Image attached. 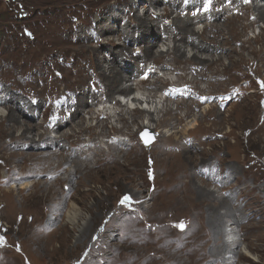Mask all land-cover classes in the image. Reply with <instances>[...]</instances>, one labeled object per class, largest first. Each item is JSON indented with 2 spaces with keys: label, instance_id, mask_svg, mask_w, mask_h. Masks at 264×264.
I'll return each instance as SVG.
<instances>
[{
  "label": "rangeland",
  "instance_id": "obj_1",
  "mask_svg": "<svg viewBox=\"0 0 264 264\" xmlns=\"http://www.w3.org/2000/svg\"><path fill=\"white\" fill-rule=\"evenodd\" d=\"M146 1L134 0V5L139 9V16L145 14L142 6H146ZM164 3L165 0L161 7H150V18L166 14L167 7ZM120 4L127 5L129 7L127 10L132 8L126 0H0V81L6 82L7 86L3 87L11 93L13 92L11 88L16 87L18 89L16 93L28 104L32 103L26 94L27 92L31 96L33 94L29 87H33L38 93L43 108L41 106V111L36 110L37 118L28 116L33 114L27 111L28 115H23L21 119L24 125L32 123L38 126L39 131L31 136L36 141L39 139L37 135L43 132L41 127L44 128L45 119L42 120V115L46 110L44 102L48 94H55L57 99L69 91L79 96L83 91L91 90L89 82L93 78L91 75H97V69L93 56L83 52L81 48L86 46L84 49L87 51L89 49L87 47L90 46L101 47L104 38L98 37L97 41H92L91 38L88 40L85 36L88 26L93 27V24L99 27L100 24L96 21L101 18L102 11L114 10L115 16L122 18ZM257 5L254 2L252 5L248 4L246 12ZM227 9L228 14L226 13L225 17L229 18L228 16L231 17L239 7L235 10ZM145 15L148 16L147 13ZM176 16L175 13L170 18L161 19V22H158L161 23L159 27L165 25L170 27ZM253 17L259 16L251 15L250 12L246 18H238L246 26L254 25ZM131 21L133 22L132 16ZM257 21L258 24L254 25V28L247 29L244 37L238 34L220 37L218 41L221 45L226 43L225 50L228 54L225 51L205 52L222 56V63L219 61L211 67L205 66L207 75L212 72L214 74L210 78L206 77L205 81L196 82L201 90L200 95L202 93L217 95L228 91V83L248 85V82L241 83L242 78L246 77L253 84V91H250L246 100L231 103L225 112L213 107L204 120L202 112L210 106L202 111L193 107L192 115L198 113V118H195L186 117L185 107L180 105L177 110L175 105L177 117L183 116L187 121L188 126L185 127L187 134H183L185 122L168 127V130L166 128L160 130L167 137L179 134L175 143H164L162 150L165 154L173 153L178 157L175 166L181 171L170 170L169 163L160 160L161 156L158 154L160 131L139 130L133 122L131 109L136 110L138 106L141 109L149 107L147 104L142 106L132 104V100L123 102L124 104L129 102L128 107L131 108L130 111H125L127 123L124 125L113 119L106 129L112 132V137H117L118 140L130 145L128 148L117 147L115 151L116 153L123 151L129 155L130 170L127 173L103 167L100 171H93L90 178L79 174L78 181L75 182L71 177L75 172L73 160L69 159L67 171L60 174V182H56L58 175L52 174L51 171L38 172L36 176L26 177L22 170L23 160L12 164L2 158L5 154L15 152L19 157L23 153L22 149L18 148L21 145L18 147L11 145L12 139L1 141L0 264H264V86H262L264 65L244 48V41L260 36L264 31V21L258 18ZM127 22L122 23L123 30ZM224 22V19L220 21L221 24ZM201 26H205V23H200V27L195 29L201 31ZM210 28L212 29L209 31L211 33L208 36L209 42L216 32L213 26ZM239 28V32L243 31L242 26ZM83 30L85 32H82ZM156 31L158 32L157 29ZM118 34L109 37L115 38L119 43L125 42L124 38L119 41ZM141 36V32L135 34L136 39ZM167 39L168 35H162V43L156 44L153 48L156 54L167 51L170 45L172 49L174 43ZM189 39L192 41V38ZM154 40L156 39H150L151 42H155ZM192 47L183 48L187 51V58L190 53H195L191 51ZM262 48L264 45H255L258 51ZM132 49L135 54L142 50L140 46H134ZM232 49L236 54L232 53ZM104 52L102 50V54L106 55L109 61H115L117 58ZM124 53L130 55L129 52ZM199 53V59L214 58L205 55L204 52ZM243 58H247L245 62H241ZM157 60L168 69L175 68L176 65L184 66L187 70L188 67L197 64L189 59L180 62L173 53L166 58L157 56ZM72 63L75 69L67 68ZM119 64L124 66L125 63L120 61ZM132 68H137V65L133 64ZM142 72L144 68L139 74L143 75ZM168 79L192 83L186 76L171 73ZM192 80L196 78L192 77ZM131 84L134 86L132 96L138 91L151 88L149 83H140L137 86L132 80ZM143 95L137 93V97L145 100ZM157 95L159 97V94ZM114 96L116 97V94ZM109 97L112 98L111 95ZM101 98L104 100L108 97L103 95L98 97L95 101L97 109L102 103ZM157 101L158 104L161 102ZM200 102L199 100L197 104H201ZM91 103L92 100L89 104ZM116 103L114 100L115 108ZM162 104L158 107L161 108ZM38 105L33 104L34 108ZM90 108L82 113L86 120ZM9 109L4 107L8 114ZM97 109L95 108L96 112L99 111ZM113 112L115 117H118L121 110ZM220 115L223 122L219 121ZM163 116H165L163 113H154L155 119H162ZM95 118L97 119V115ZM197 120H200L201 126L190 131L191 127H195ZM97 121L95 120L92 125L100 137L99 143L105 152H110L111 145L114 144L113 138L104 137L103 133L106 132L98 127ZM144 123L145 126L150 124L147 119ZM126 126H129L130 130H127ZM153 127L155 128V125ZM171 129L176 130L174 132ZM229 129L233 133L225 136ZM127 134H133L132 141ZM142 136L151 140L150 147L143 143ZM185 136L189 137L184 140ZM90 140V132L89 135L71 139L78 141L79 147L76 149L84 147L86 150L87 144L92 145V148L97 146L88 143ZM183 144L193 149L190 158H181L184 155ZM194 145L197 148H193ZM40 146L42 150L45 149L43 147L45 145ZM26 147L28 145L22 146L23 149ZM69 149L68 145L66 151ZM24 151L33 156L36 150ZM64 155L68 157L67 153ZM89 158L84 155L79 160L86 163L89 162ZM96 159L89 162L91 168H94ZM212 164L217 165V170L223 169L226 176H222L223 174L220 177L216 176L217 181H213L211 177L201 178L199 169L211 167ZM231 171L235 172L237 177L233 184L228 185L227 176ZM27 186L30 188L26 189ZM47 188L54 194L50 197H41V191ZM202 190H216V197H210L207 193L202 194ZM9 192H13L17 199L9 200L6 197ZM71 203L80 209L85 222L89 225V230L82 239L81 233L66 222V213L71 208ZM240 251L248 252L254 259L238 255Z\"/></svg>",
  "mask_w": 264,
  "mask_h": 264
},
{
  "label": "bare ground",
  "instance_id": "obj_2",
  "mask_svg": "<svg viewBox=\"0 0 264 264\" xmlns=\"http://www.w3.org/2000/svg\"><path fill=\"white\" fill-rule=\"evenodd\" d=\"M193 1H196V0H193ZM163 2L164 0H147L146 1L147 8L146 6H142V5L141 6L145 10V14L147 13L148 16L145 14L143 16H139V11H137L136 6L134 5L135 4L134 0H126V3L130 6L132 5L133 7L131 10V13L134 12L136 14L133 18V22L132 21L130 22L131 17H129V21L125 24L126 28L124 30H123V27L121 26H122V22H124L128 18L127 14H124L122 18L115 19V17L113 16L114 10H111V11L109 10V12H104V11L101 12V18L97 19L96 22L98 23H101V21L102 23L104 22V24L100 25V28L98 30L99 37L102 39L104 38V42L101 44V47L90 46V47H87L89 49H87L86 51L84 49V47L86 46H84L81 49L83 50V52L90 53L93 56L94 63L97 69L96 71L97 77L100 79V82L103 85V88H105V91L100 95L92 93L91 90L87 92H83V95L79 99L77 110L75 114L72 115L71 120L66 123H59L56 126L55 131L45 130L41 127V130H43V132L42 133L37 132L39 133L37 135L39 139L38 141H36V139L31 136L36 131H39L37 125H33L30 122H28L30 123L29 125L22 124L21 119H22L23 113L19 110L13 109L12 107L13 105L9 106L10 108L9 114L5 110H3L4 107H0V142L3 141L4 139H12L13 144L11 145H15V147H18L19 145H21V147H18V148H20V150L22 149L23 151V153H21L20 155L18 154L19 157L17 156V154H15L16 153L15 152V153H10V154H5L4 157L2 158L6 162L12 163V164H15L18 160H23L24 166H22V170H23V174L26 175V177L36 176L38 172L51 171L52 174L58 175V177L56 178V182H60V179H61L60 174L67 171L66 166L69 164V159L73 160L72 164L74 165L75 172L71 174V177L75 180V182L78 181L79 174L84 175V177L86 178H90L91 176H93V171L95 170L100 171L102 170L103 167H111L110 168L111 171L115 169V170H118L119 172L123 171L124 173H127L130 170L129 169L130 165L128 163L129 155L123 151L117 152V153L115 151L117 147L128 148L130 145L126 144L125 142H122L121 140H118L116 143L111 145L112 148H110L111 149L110 152H105L103 150V146L101 145V143H99L100 137L99 135L96 134V131L92 123L95 120H98L101 115L107 116L108 118L106 121H100V122L99 120L97 121L98 127L101 128L103 132H106L103 134H105L104 137H107V138L112 137L111 135L112 132H108L106 131V129L109 123H111L113 119H115L117 122L124 123V125L127 123V117H126L127 113H125V111H128V110L130 111V109L128 108L129 102L127 104H124L123 102L115 99L114 95L121 93V94L127 95L128 99L132 97L131 93L134 90V86L133 84H131L132 82L131 80H132L133 75L129 74L128 72L133 67L132 64H136L137 68H140V64L144 63L147 60L157 61V56L166 58L167 56H171V53H173V55H176L178 57L179 59L178 61L180 62L184 59L186 61L189 59L197 63L195 66L199 65V66H202L201 69H206L205 66L210 65L211 67L212 65H215L219 61H221L222 56H217V55H214L213 53L207 54L205 52H211V51L227 52L225 50L226 43L221 45V43H219L218 41L220 37L226 36L228 34L229 35L238 34V36L244 37L247 29L254 28V25H255V24L254 25L246 24L245 26L243 25L244 23H242L240 18H236V17L226 18L225 17L226 10L222 8L221 5L224 2H227L230 5H235L237 4V1L236 0H223V1L220 0V3L215 4L214 6L215 12L210 13V17L215 19L214 23H212L211 26H213V29H216V32L214 33V37L212 38L211 42H209L208 36L209 34H211L209 31L212 28L209 29L208 27H205L203 31H198L195 29L196 27L195 25L198 23H201L204 19H206L208 17V14H203L200 16L193 17L191 13H188L186 17H183V14L185 13V11H190V6L193 5V2L191 0H166L167 13L159 16L158 19L157 18L154 19L155 17L150 18V14H149L150 7H153V8L161 7L163 6ZM183 2L185 3L186 6L183 5ZM170 8L172 9V12H169ZM247 8H248V4H244V11H246ZM122 11L124 12V10ZM248 12L249 13L251 12V15H254V16L258 14L259 17L257 18L259 20L264 21V6L263 5H257L256 7L249 10ZM175 13L177 14V16L176 18L172 20V24L170 25V27H167L166 25L163 27H159V24L161 23H158V22H161L160 21L161 19L170 18L172 17V14H175ZM110 19H115L112 22V24H109ZM222 19H224L225 21L223 24L220 23ZM198 20H200V22L196 23V21ZM241 26L243 27V31L239 32V29H240L239 27ZM156 29L158 30V32L156 31ZM175 31H177V34H175ZM137 32L142 33V36L138 39L135 38V34ZM262 32L263 33L260 36H254L244 41V48L245 50H248L250 54L254 55L261 65L262 64L264 65V56H263L264 48H262L260 51L255 49V45L257 44H261L262 46L264 45V31ZM117 33H119L118 34L119 41H121L122 38H124L125 42L119 43V42H116L115 38L109 37ZM162 35H168L167 41L172 40V44L174 43V45L172 46V49L170 48L171 45L168 47L167 51L165 52L167 53L166 55L164 51H162L160 54H156L155 51L153 50L156 44L162 43L163 41ZM85 36L88 40L90 39V35L88 36V34H86ZM188 36L192 38V41L189 39ZM152 38L156 39L154 40L155 42L150 41V39ZM92 41H94L93 37H92ZM127 41H129L128 44H127ZM134 46H140L142 48V52L140 54H143V56H137L133 52L132 48ZM190 46H193L192 47L193 49L191 51H195V53H190L189 57L187 58L186 56L187 51L183 50V48H187ZM102 50L105 51L104 52L105 54L106 53L112 54L113 56L117 57L115 58V62L109 61L105 57L106 55L102 54ZM124 52H129L130 55L125 54ZM199 52H204L205 55L214 56V58L211 57L212 59H210L208 57L207 58L202 57V59L201 58L199 59V56H198V54H200ZM232 53H235L234 49H232ZM246 59L243 58L242 60L241 59L240 60L241 62H245ZM120 61L125 63L124 67H127V70L121 69L119 65ZM176 61H173V62H176ZM196 73L197 75L194 76L196 80L203 78L201 75H198V71ZM213 74H214L213 72L210 73L208 75V78H210L211 75ZM11 89L13 91L15 90L13 88ZM2 90H3L2 91L3 95H6V96L11 95L13 104L17 100L23 101V99L20 98L19 94L15 92L11 93V91L6 89L5 87H3ZM108 94L112 96L111 101H110L111 105H109L108 103V105H106L103 110H99L98 112H96L95 108L97 109V106L95 105V101L98 99L99 96L101 95L107 96ZM157 94L159 93L158 92L155 93V91H150L149 93H146L143 95V97H145V100H142L141 98H138V97L132 98V104H136V105L138 104L140 106H142L143 104H147V106L149 107V109L141 110V108H139L138 106V109L130 111L133 117L132 120L139 127V130H148V131L149 130L150 131L159 130L160 131L161 129L165 130L164 128L167 129L168 127H174L176 124L183 123V122H185L184 128H183L185 130L186 129L185 127L187 125L186 119L183 118V116L181 118L177 117L178 114L175 112L179 110L180 103L179 102H169V100H165L164 101L165 103L162 104L160 102L158 104ZM90 100H92L91 104H89ZM114 100L117 101L116 103L117 108L113 106ZM197 102H199V100H197ZM200 103H201L200 105H202V102ZM160 104H162L161 108L158 107ZM17 105H19V103H17ZM27 105L29 106V111L33 115H36V110L41 111L40 109L41 106L39 108H34L33 104L27 103ZM175 105H177V110L174 109ZM181 106L185 107L184 111H185L186 117L192 116V117L198 118V113L197 115L196 114L192 115V108L194 107V104L187 105L185 103V104H182ZM88 107H91L89 111L87 112V114L91 116L89 121L85 119L84 114L82 115V113L86 112ZM67 108H70V106H68ZM153 108H154V111H153ZM118 109L121 110V113L118 115V117H115V115H113L114 113L113 110L115 111ZM211 110H213L212 106L208 107L204 112H202L203 120L210 114ZM156 112L158 114L163 113L165 116H163L162 119H155L154 113ZM96 115H97V119L95 118ZM75 118H76V121H74ZM218 118H219V121L223 122V118L221 115ZM146 119L149 120L150 122L148 126H145V123H144V120ZM196 122L197 123L195 124V127H191L189 129L190 131L191 129H194V128L196 130L197 127L201 126V124H199L200 120H197ZM151 123L155 125V128L153 127L154 125H152ZM126 128L127 130H130L129 126H126ZM171 130H174V129H171ZM89 132L91 133V140L88 143H91V144L94 143V144H97V146L95 148H92V145H91L90 148L87 147L88 148L87 150L84 149V147H80V149H76V147H79L78 146L79 143H77L78 141H71V139L76 136L81 137L84 135H89ZM187 132L188 131L185 130L183 134L186 135ZM52 133L56 135L53 136ZM228 133L232 134L233 132L232 130L229 129V131H227L225 136H228L227 135ZM175 134H176L175 137H167L166 135H164L163 131L162 132L160 131V134L158 137V143L160 142V148H159V153H158L161 156L160 160L163 161L164 163L166 162L169 163L170 167L168 168L172 171L180 170L178 169L177 166H175V160L178 157L173 153L165 154L162 150V146H165L164 143L166 142L175 143L177 141V136L179 135V134L177 135V133ZM132 135L133 134H130V135L127 134L130 141H132L131 140V138L133 137ZM188 137L189 136H185L184 140ZM40 144H43L46 146L44 150H42ZM27 145L29 147L28 150L37 151V152L36 151L34 152L33 156H30L29 154L25 153L24 149L22 148V146H27ZM68 145L70 146V149L69 151H66V147ZM185 146L186 145L184 144L182 145V149L184 150V155L181 158H187V157L190 158L189 156L192 153L193 149L191 150ZM193 148H197V147H195L194 145ZM64 153H67L68 157H65ZM84 155L88 156V158L90 157L89 162H92L91 160L96 159L97 157H100V159H96V162L94 163V168H91L89 162L83 163L79 160V158L83 157ZM121 157L124 159H121ZM56 163H58L57 166L55 165ZM232 169L233 168H230V170ZM236 177H237L236 173L231 171L227 176V184L228 185L233 184L236 181L235 180ZM210 179H212L213 181L218 180V178L214 179V177H211ZM40 183H42V181H40ZM28 188L30 187L27 186L26 189ZM206 193L210 197H216L215 194H217L216 190H213V191L212 190L211 191L202 190V194H206ZM52 194L54 193L49 188L41 191V195H42L41 197H50ZM6 197L9 200L17 199L13 192H9L6 195ZM54 204L57 205L56 202H54ZM85 221L86 220L83 217L82 213L80 212V209L77 208L75 204H72L71 208L66 213V222L67 224L71 226V228L78 231V233H81L80 235L81 239L87 234L89 230V225H87L88 223ZM238 255H241V256L245 255L248 258H252V256L249 255L248 252L245 253L244 251H240Z\"/></svg>",
  "mask_w": 264,
  "mask_h": 264
},
{
  "label": "water",
  "instance_id": "obj_3",
  "mask_svg": "<svg viewBox=\"0 0 264 264\" xmlns=\"http://www.w3.org/2000/svg\"><path fill=\"white\" fill-rule=\"evenodd\" d=\"M142 139L144 141V144L146 145V147H150L151 146V140H147V138L145 136H142Z\"/></svg>",
  "mask_w": 264,
  "mask_h": 264
},
{
  "label": "trees",
  "instance_id": "obj_4",
  "mask_svg": "<svg viewBox=\"0 0 264 264\" xmlns=\"http://www.w3.org/2000/svg\"><path fill=\"white\" fill-rule=\"evenodd\" d=\"M37 27L39 26L38 24L36 25ZM28 33V32H27ZM31 33V32H30Z\"/></svg>",
  "mask_w": 264,
  "mask_h": 264
},
{
  "label": "snow or ice",
  "instance_id": "obj_5",
  "mask_svg": "<svg viewBox=\"0 0 264 264\" xmlns=\"http://www.w3.org/2000/svg\"><path fill=\"white\" fill-rule=\"evenodd\" d=\"M262 86H264V85H262ZM181 227H183V226H181Z\"/></svg>",
  "mask_w": 264,
  "mask_h": 264
}]
</instances>
